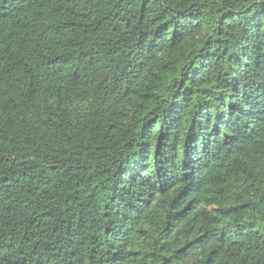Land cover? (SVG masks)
I'll return each mask as SVG.
<instances>
[{"label": "trees", "instance_id": "16d2710c", "mask_svg": "<svg viewBox=\"0 0 264 264\" xmlns=\"http://www.w3.org/2000/svg\"><path fill=\"white\" fill-rule=\"evenodd\" d=\"M0 264H264V0H0Z\"/></svg>", "mask_w": 264, "mask_h": 264}]
</instances>
